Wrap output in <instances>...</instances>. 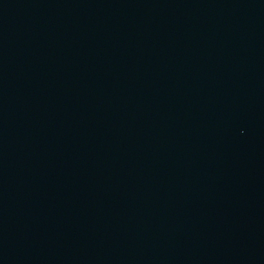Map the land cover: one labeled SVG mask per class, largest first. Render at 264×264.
<instances>
[{
  "label": "water",
  "instance_id": "1",
  "mask_svg": "<svg viewBox=\"0 0 264 264\" xmlns=\"http://www.w3.org/2000/svg\"><path fill=\"white\" fill-rule=\"evenodd\" d=\"M0 264H264V0H0Z\"/></svg>",
  "mask_w": 264,
  "mask_h": 264
}]
</instances>
